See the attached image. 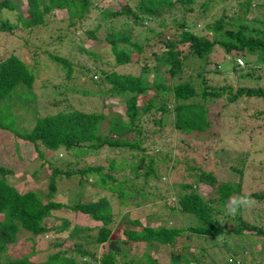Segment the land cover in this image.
Wrapping results in <instances>:
<instances>
[{
    "label": "trees",
    "instance_id": "1",
    "mask_svg": "<svg viewBox=\"0 0 264 264\" xmlns=\"http://www.w3.org/2000/svg\"><path fill=\"white\" fill-rule=\"evenodd\" d=\"M255 9L264 12V0H0V264H159L151 252L159 247L169 249L163 264H264L246 262L244 247L231 243L264 237V228L242 208L235 216L226 209L230 197L246 193L264 201V191L243 190L244 172L251 180L247 164L264 148L240 156L219 150L236 180L210 169L218 163L203 168L182 154V179L171 181L165 205L192 224L154 223L150 214L142 222L121 212L156 195L161 168L179 172L172 162L178 135L187 146L189 138H216L223 96L264 100V18ZM55 10L65 17L55 20ZM91 14L96 21L84 28ZM43 61L60 78L49 89L54 108L44 113L33 91ZM76 92L98 96L100 109L74 105ZM3 137L13 144L6 147ZM21 143L31 145L27 160L36 154L46 166V191L19 190L11 180L13 162L1 156L18 157L20 175L27 172ZM63 180L73 184L60 187ZM57 236L54 251L36 259L39 240ZM193 236L230 257L206 262L209 248L191 252L185 242Z\"/></svg>",
    "mask_w": 264,
    "mask_h": 264
},
{
    "label": "rangeland",
    "instance_id": "2",
    "mask_svg": "<svg viewBox=\"0 0 264 264\" xmlns=\"http://www.w3.org/2000/svg\"><path fill=\"white\" fill-rule=\"evenodd\" d=\"M107 2L108 1L102 2L101 5H107ZM254 11L255 12L253 14H255L256 18L258 19L264 18L263 10L255 9ZM219 12H220L219 10H216L213 13L219 14ZM5 14L9 15L10 13L8 12L6 13L3 11L1 13V16H5ZM228 15H235V13L232 10H230L228 12ZM61 17H65V12L55 10L53 13V18L55 20H59ZM95 21H96L95 14H91L90 18L85 21L83 27L91 28L93 27ZM50 25H54V23H50ZM58 45L62 48L68 46L64 42ZM101 49L102 48L100 47V50ZM222 56L217 58L216 60L219 61L222 60ZM228 60L230 61V59ZM48 63L49 62L44 63L43 61V63L41 64V62H39L38 75L35 80L34 89H33L36 95L38 108L43 113L53 110L54 106H52L49 103V100L53 99L55 94L54 95L51 93L49 94V89L51 88V85L53 83L58 84L60 82L59 81L60 78L59 77L55 78L53 72L51 73L50 71H46L45 69H43V66ZM225 64L227 70L230 71V64H228V62H225ZM32 65L33 64L31 63L30 66ZM40 65H42V67ZM227 77L229 78L228 80L230 79L234 80V78L231 75V72ZM79 80L80 81L83 80V76H80ZM242 82L246 84L245 81ZM81 85L85 86L84 83H82ZM236 87L237 84L234 81L233 88L235 89ZM70 98L71 99L69 100L77 107H82L84 109H93V110L100 109V98L98 96L90 95L84 97L81 93L76 92L75 94H71ZM222 102L223 103L226 102V107L222 108V112L220 114L219 132L216 138L211 139L210 141L208 139L193 140L192 138H189V140L186 139L187 142H189V146H187L182 143L185 137H183L182 135H178V137H176L177 141H175L174 143L175 148L177 150L174 148L175 155L172 162L177 165L178 167L177 169H179V172H174L175 175L174 177V175L167 173L166 171L167 169L165 167L161 168L160 174L161 176H164V178H161L159 181L156 182L157 187L154 188L155 189L154 193L156 195L154 197L152 196L151 197L152 199H146L145 202H142L139 206L133 204L131 205L125 204L121 208L122 213L126 212L127 214H129L130 217H137L142 222L146 221V216L150 214L154 223H159L162 220H168L171 221L176 226H187L188 224H192L193 220H191L188 216L175 213L165 205V201H168L170 197L171 198L173 197L172 190H174L173 187L174 184L171 181L173 179H175V181H179L182 179L181 171H183L182 168H183V158H184L182 154L187 151L189 153V159H191V157L193 158L194 156L196 158L195 163L196 164L199 163V165L202 166L203 168L209 169L210 166H208L207 164L208 161L210 163L215 162L218 163L219 166L212 167L210 169L216 171L215 173L219 174L221 178L223 176L228 180L237 179V176L234 172H230V170L228 169L227 170L229 172H227L225 169H223L224 164L225 166H227L228 162L223 161L224 157L222 158V156L223 154H225L226 156H233V155L240 156L242 152H246V151L252 152L254 149L264 148V100L255 97L250 98V97L241 96V98L236 100L235 102L233 101L228 102L227 100H225L223 96ZM110 104L114 105L113 103ZM4 140L5 142H7V144H9L7 145L5 143L6 147L11 146L13 144V140L10 137L4 138ZM165 148H167L168 150L170 149L169 143H165L163 149ZM220 149H223L222 152L223 154L220 153L219 151ZM19 150L23 152V154L21 155H23L22 157L24 158V160L28 162V164H25L26 167H28V171L22 172L21 175H20L21 170L19 169V167L22 165L21 159H19L18 157H14L16 159H13L12 157L9 158L4 154L1 156L3 163L5 162L4 164H8V163L12 164L13 162L12 164L13 166L8 164V167L11 169L12 172L10 177L11 180L16 182L15 187L19 190L28 187H33L40 189L41 191H46L47 177L44 171V168L46 169V166L42 163L41 160L38 159L36 154L32 156V159L35 157L34 160L32 159H30V161L27 160L30 157V154L32 153L31 145H29L28 143H21L19 145ZM253 158H254V162L249 161L247 164L248 169L252 170L251 180L249 179V174L244 172L243 190L247 191L249 189H255V190L258 189L264 191V169L260 170L259 165L257 164L259 160L264 162V152L260 153L259 155L254 154ZM14 160H16V162ZM191 163L193 162L191 161ZM34 168H40L39 170L36 171L37 173L35 175L29 172V170H33ZM70 183L73 184L72 182L63 180L62 182H60V187H65ZM74 188H76V191H82V187H74ZM86 190L90 191L91 189H86ZM82 195L84 194L82 193ZM241 212L247 220H249L250 222H254L259 226H261L262 228H264V201L261 202L255 201V203L251 207L242 208ZM81 219L82 216L80 214L77 220L81 221ZM45 239L39 240L37 244V248L39 252L37 253V257H35L36 259H44L46 253H48L49 251H54V249H52L51 247V242L55 239L60 240L61 237L60 236H57V238L53 237L50 240H45ZM245 240L234 239L231 243L232 244L237 243L244 247L245 251L243 254L245 256L246 262L251 260L258 262L264 261V237L252 235V236H246ZM185 242L189 244L188 246L191 249V252L192 251L197 252V250H199L202 245L206 246V248H209L208 244L211 243L209 239L203 240L195 236L185 239ZM178 248H180V246L177 245L175 249ZM97 249L99 250L98 246H96V250ZM210 249L211 248L207 250L209 252V255H207L204 258V260L208 263L210 262L213 263L214 260L215 262L221 263L227 260L228 257H230L229 255L230 253H227L226 251L222 250L221 252H219V249L215 248V250L212 252ZM151 252L157 256L159 264H163L168 261L169 249L167 247H159L157 248V250H152Z\"/></svg>",
    "mask_w": 264,
    "mask_h": 264
},
{
    "label": "clouds",
    "instance_id": "3",
    "mask_svg": "<svg viewBox=\"0 0 264 264\" xmlns=\"http://www.w3.org/2000/svg\"><path fill=\"white\" fill-rule=\"evenodd\" d=\"M254 203L255 201L252 199L250 193H246L243 196L230 197L226 205L227 213L235 216L241 208L251 207Z\"/></svg>",
    "mask_w": 264,
    "mask_h": 264
}]
</instances>
